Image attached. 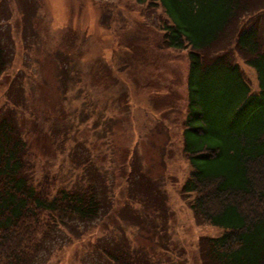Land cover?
<instances>
[{
    "label": "rangeland",
    "instance_id": "1",
    "mask_svg": "<svg viewBox=\"0 0 264 264\" xmlns=\"http://www.w3.org/2000/svg\"><path fill=\"white\" fill-rule=\"evenodd\" d=\"M148 1L0 0V17L8 18L0 31L8 37L9 27L13 50L0 76V116L11 118L12 110L23 128L32 179L46 176L69 187L73 168L87 156L107 177L112 200L109 220L56 227L24 264H95V255L115 252L116 239L111 245V237L101 238L116 228L138 248L163 243L158 262L201 264L199 238L223 233L194 218L192 196L181 192L191 169L183 149L188 48L161 46L165 17ZM248 1L247 13L261 9L263 26L264 0ZM235 60L256 90L254 71ZM133 163L147 177L134 172L130 186ZM150 178L165 196V212H152L153 200L145 198ZM131 195L148 208L145 218L131 210L140 218L139 232L118 219L120 209L135 207ZM155 224L165 230L158 234ZM101 263L109 264L105 257Z\"/></svg>",
    "mask_w": 264,
    "mask_h": 264
},
{
    "label": "trees",
    "instance_id": "2",
    "mask_svg": "<svg viewBox=\"0 0 264 264\" xmlns=\"http://www.w3.org/2000/svg\"><path fill=\"white\" fill-rule=\"evenodd\" d=\"M148 4L160 7L165 17L161 46L188 48L183 149L191 169L181 192L192 196L189 207L194 218L223 229L217 237L199 238L201 264H264L261 9L247 13L248 0H150ZM7 19L0 17V27L3 23L6 26ZM7 28L8 37L5 28L0 31V76L13 54ZM236 57L254 71L256 90L250 89ZM8 111L11 118L8 113L0 116V264H24L38 251L42 238L56 227L109 220L112 200L107 177L100 174L87 156L79 161L77 169L73 168L77 175L69 187H56L55 180L46 176L34 182L30 171L34 166L33 155L21 132L23 128L16 126L13 111ZM141 171L133 165L128 176L130 186L134 172L146 179L147 175ZM146 181L149 191L145 198L153 200L152 212H165V196L159 191L158 181L151 178ZM104 193L106 198L102 196ZM134 196L130 197L136 200L135 207L120 209L117 214L119 220L139 232L140 218L131 210H139L145 218L148 208L143 203L140 208ZM155 227L158 234L165 230L159 224ZM115 230L118 233L101 238L111 237V245L115 238V247L111 248L115 252L95 255V264H102V257L109 264L113 260L123 264L122 257L127 264H163L156 260L166 250L163 243L150 250L138 248L131 238L133 245L129 244L119 228Z\"/></svg>",
    "mask_w": 264,
    "mask_h": 264
}]
</instances>
